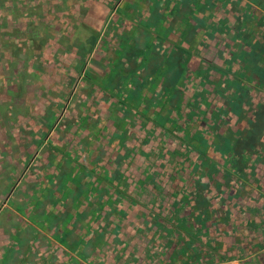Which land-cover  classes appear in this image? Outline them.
<instances>
[{
	"label": "flooded vegetation",
	"instance_id": "obj_1",
	"mask_svg": "<svg viewBox=\"0 0 264 264\" xmlns=\"http://www.w3.org/2000/svg\"><path fill=\"white\" fill-rule=\"evenodd\" d=\"M85 15L76 80L0 190V264L235 259L264 223V0H91Z\"/></svg>",
	"mask_w": 264,
	"mask_h": 264
},
{
	"label": "rangeland",
	"instance_id": "obj_2",
	"mask_svg": "<svg viewBox=\"0 0 264 264\" xmlns=\"http://www.w3.org/2000/svg\"><path fill=\"white\" fill-rule=\"evenodd\" d=\"M90 1L0 0V190L17 176L24 132L35 115L54 101L62 84L76 80L78 57L91 38L84 17ZM103 14L94 7L88 16L92 27ZM263 225L253 246L235 257L241 264H264Z\"/></svg>",
	"mask_w": 264,
	"mask_h": 264
},
{
	"label": "built area",
	"instance_id": "obj_3",
	"mask_svg": "<svg viewBox=\"0 0 264 264\" xmlns=\"http://www.w3.org/2000/svg\"><path fill=\"white\" fill-rule=\"evenodd\" d=\"M208 264H241V260H238V259H222V260H217V261H213L211 263H208Z\"/></svg>",
	"mask_w": 264,
	"mask_h": 264
},
{
	"label": "crops",
	"instance_id": "obj_4",
	"mask_svg": "<svg viewBox=\"0 0 264 264\" xmlns=\"http://www.w3.org/2000/svg\"><path fill=\"white\" fill-rule=\"evenodd\" d=\"M84 17L86 18V15H84ZM90 32L91 33H89V38L92 37L93 34L91 30ZM145 264H154V258L150 257V255H148L146 252H145Z\"/></svg>",
	"mask_w": 264,
	"mask_h": 264
},
{
	"label": "trees",
	"instance_id": "obj_5",
	"mask_svg": "<svg viewBox=\"0 0 264 264\" xmlns=\"http://www.w3.org/2000/svg\"><path fill=\"white\" fill-rule=\"evenodd\" d=\"M87 15V14H86ZM263 230H264V225H263ZM250 245H248L247 247H249Z\"/></svg>",
	"mask_w": 264,
	"mask_h": 264
}]
</instances>
